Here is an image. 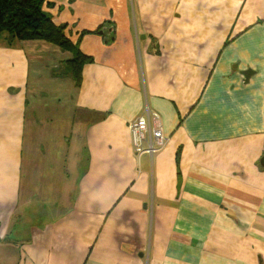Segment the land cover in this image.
Listing matches in <instances>:
<instances>
[{
    "label": "crops",
    "instance_id": "1",
    "mask_svg": "<svg viewBox=\"0 0 264 264\" xmlns=\"http://www.w3.org/2000/svg\"><path fill=\"white\" fill-rule=\"evenodd\" d=\"M42 8L92 60L75 85L70 51L0 43V264H264V0Z\"/></svg>",
    "mask_w": 264,
    "mask_h": 264
},
{
    "label": "trees",
    "instance_id": "2",
    "mask_svg": "<svg viewBox=\"0 0 264 264\" xmlns=\"http://www.w3.org/2000/svg\"><path fill=\"white\" fill-rule=\"evenodd\" d=\"M45 2L46 0H0V40L40 39L70 51L72 56L60 61L51 69V73L69 76L75 85H79L83 66L90 63L92 58L78 50L80 37L73 43L65 34V26L53 24L51 15L42 8ZM179 157L177 150L175 154L177 165Z\"/></svg>",
    "mask_w": 264,
    "mask_h": 264
},
{
    "label": "built area",
    "instance_id": "3",
    "mask_svg": "<svg viewBox=\"0 0 264 264\" xmlns=\"http://www.w3.org/2000/svg\"><path fill=\"white\" fill-rule=\"evenodd\" d=\"M148 116H140L130 123L131 135H133V150L136 154H140L145 151V146L149 143V140L153 137H161V130L156 127L158 116L157 114L148 111ZM142 145L143 149L140 151L137 145ZM161 147L160 143H156V147Z\"/></svg>",
    "mask_w": 264,
    "mask_h": 264
},
{
    "label": "rangeland",
    "instance_id": "4",
    "mask_svg": "<svg viewBox=\"0 0 264 264\" xmlns=\"http://www.w3.org/2000/svg\"><path fill=\"white\" fill-rule=\"evenodd\" d=\"M14 40H17V39H14ZM13 40L11 41H8V40H4V39H1L0 40V43L1 44H7L8 46L10 45V42H12ZM55 67V66H53ZM52 67V68H53ZM55 73V72H53ZM54 77H61V74L60 73H55L54 75H52ZM144 112L146 113V115L149 113L148 112V108H145ZM131 140H132V143H133V135H131ZM166 136H164V134L162 135L161 134V137H153L149 140V143L145 146V151L140 153L138 156H145L144 154L146 155H149V156H153V154H155L156 152H158L160 149L162 150L165 146V143H166ZM156 143H160L161 147H158V148H155L156 147ZM137 148L140 149V151L143 149L142 145H137L136 146ZM141 156V157H142Z\"/></svg>",
    "mask_w": 264,
    "mask_h": 264
},
{
    "label": "water",
    "instance_id": "5",
    "mask_svg": "<svg viewBox=\"0 0 264 264\" xmlns=\"http://www.w3.org/2000/svg\"><path fill=\"white\" fill-rule=\"evenodd\" d=\"M112 31V28H109ZM233 68L237 69V63L232 64ZM258 72V68L250 66H246L245 68L238 70L240 77V84L245 85L249 83L250 79L253 78Z\"/></svg>",
    "mask_w": 264,
    "mask_h": 264
}]
</instances>
